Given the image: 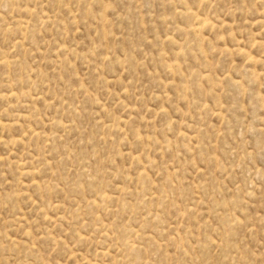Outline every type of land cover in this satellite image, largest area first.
Wrapping results in <instances>:
<instances>
[{
    "label": "rangeland",
    "instance_id": "obj_1",
    "mask_svg": "<svg viewBox=\"0 0 264 264\" xmlns=\"http://www.w3.org/2000/svg\"><path fill=\"white\" fill-rule=\"evenodd\" d=\"M0 264H264V0H0Z\"/></svg>",
    "mask_w": 264,
    "mask_h": 264
}]
</instances>
